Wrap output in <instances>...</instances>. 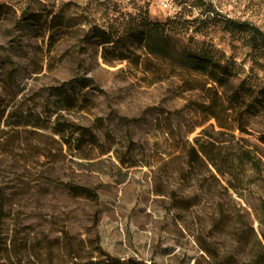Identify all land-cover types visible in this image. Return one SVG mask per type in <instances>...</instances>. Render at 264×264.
<instances>
[{
  "label": "rangeland",
  "instance_id": "374dc122",
  "mask_svg": "<svg viewBox=\"0 0 264 264\" xmlns=\"http://www.w3.org/2000/svg\"><path fill=\"white\" fill-rule=\"evenodd\" d=\"M36 1L0 0V109L19 125L0 124V141L19 132L9 154L0 151V264H264V118L247 134L198 127L194 109L213 95L205 79L146 38L152 23L197 17V0ZM200 1L217 19L264 30V0ZM180 35L175 49L207 52L237 73L234 85L251 75L245 50L218 24ZM247 82L264 85V70ZM76 127L88 143L63 146L59 162L51 140ZM198 146L213 165H189ZM242 151L255 164L238 161ZM64 185L89 188L98 202Z\"/></svg>",
  "mask_w": 264,
  "mask_h": 264
},
{
  "label": "trees",
  "instance_id": "16d2710c",
  "mask_svg": "<svg viewBox=\"0 0 264 264\" xmlns=\"http://www.w3.org/2000/svg\"><path fill=\"white\" fill-rule=\"evenodd\" d=\"M35 3H38V1L35 0ZM190 7L200 10L199 15L192 20H181L182 16H175L174 19H168L164 23H152L150 25V30H148L146 38L147 40L156 41L158 44L156 45L158 49H150V51L162 55L172 65L184 70L186 73L199 75L205 79L203 89L206 93H212L213 95L209 103H203L199 105L198 109H194L200 112L199 116L202 118V122L198 124V127L202 126L203 123L213 121V124L210 126L216 128L219 135L232 131L247 134L253 120L259 117L264 118V85L255 86L247 82V80L251 79L255 68L264 70V30L248 21H240L226 17L217 19L218 14L209 2L205 3L197 0ZM3 9L4 7H0V11ZM31 9L32 11L42 12H48L50 10L48 8L35 10L31 7H28L27 10L29 11ZM55 17L56 15L52 16L50 24L54 22ZM213 24H218L223 32L228 34L234 41L239 42L240 48L245 50V57L250 63L248 73L251 75L246 76V79L239 81L237 85L233 83L237 73L222 65L219 61H215L214 57L207 52L194 51L186 48L175 49L172 46L173 41L177 40L178 36H181L180 34L188 29L189 25L194 27L195 33L203 34ZM109 43L106 40L101 42V45H108ZM193 90L195 88L191 87L188 89V91ZM70 101L73 102L72 100ZM191 102L190 104H193ZM5 112V107L0 109V124L3 122L7 127L16 129L19 125H10L9 121H11L13 116L10 115L4 119ZM16 116L14 118L20 120ZM19 116L23 119L27 118L21 117L22 115L20 114ZM38 119L40 118L37 117L36 122ZM35 126L33 128L41 127L38 123ZM64 128L70 127L66 125ZM14 129L7 131L5 135H8V137L0 141L1 153L9 154L5 148L9 140L19 133ZM75 129L76 131H71L69 138H62V143L59 140H51L57 146L56 157L59 162L66 160V155L63 153V146L71 149L73 143L75 150H79L84 144L88 143L86 141L88 129L79 127ZM78 131H80V135L75 139L73 133H77ZM258 141L264 145V130L261 131ZM211 154L203 146L192 147L187 154L188 163L189 165H195L205 159L209 164L213 165V160L215 159ZM236 159L240 162L255 164L254 157L248 151H242L236 155ZM64 187L74 198L80 197L93 203L98 202V195L89 188L75 185H64ZM3 214L4 207L1 205L0 217H3ZM261 254L264 256V250L261 251ZM73 259H77L75 253L73 254ZM257 260H260L259 257ZM106 261L116 262L109 257L106 258Z\"/></svg>",
  "mask_w": 264,
  "mask_h": 264
}]
</instances>
